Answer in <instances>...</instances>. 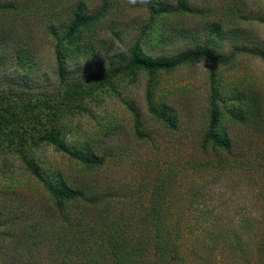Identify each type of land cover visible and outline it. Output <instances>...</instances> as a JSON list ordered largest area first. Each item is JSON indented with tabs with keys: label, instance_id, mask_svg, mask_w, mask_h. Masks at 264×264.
Instances as JSON below:
<instances>
[{
	"label": "rangeland",
	"instance_id": "obj_1",
	"mask_svg": "<svg viewBox=\"0 0 264 264\" xmlns=\"http://www.w3.org/2000/svg\"><path fill=\"white\" fill-rule=\"evenodd\" d=\"M79 1L90 12L100 9L103 2L108 5L97 24L84 30L82 43L89 54L76 58L80 64L86 62L88 69L95 70L110 54L126 50L135 42L151 56L171 57L200 45L220 56H231L216 67L215 86L227 98L220 111L233 145L227 154L217 155L211 149L198 154L201 164L208 159L217 161L218 166L207 172L189 174L182 167L207 124L211 64L202 58L151 77L157 97L175 111L177 129L163 127L148 114L144 89L149 75L142 71L113 79L111 85L120 94L106 84L83 98L86 111L71 107L75 112L64 119L70 129L66 142L78 147L90 141L98 144L102 153H111L112 160L100 171V178L107 186L126 184L129 188L120 190L119 197L109 205L110 216L137 224L152 204L149 188L155 181L153 173L160 169V176L168 177V169L174 168L179 172L167 190L166 200L169 197L170 202L161 205L162 212L170 211L166 224L180 229L179 237L172 233V245H177L178 254L174 258L170 251L164 264H264V58L260 55L264 53V0H185L183 8H178L177 0H151L152 9L147 0H37L33 6L39 5L45 18L63 19ZM153 8L162 11L154 12ZM28 19L34 20L33 16ZM24 25L15 24L17 33L31 30L40 56L38 70L32 72L31 68L28 75L42 76L46 72L51 76L55 37L35 22ZM235 94L251 104L246 109L250 117L242 125L229 117V107L242 103L238 97L230 99ZM254 100L260 103L259 108ZM133 113L152 132L149 143L132 136ZM106 130L110 132L104 135ZM32 153L46 176L60 171L81 174V164L45 143ZM145 166L153 167L152 173L142 172ZM141 182H149L148 188L140 187ZM43 194L42 185L17 153L0 152V209L14 213L0 224V264H89L81 251L66 250L56 240L65 238L68 223L64 213L49 220L40 218L47 207ZM28 211H32L31 218L26 215ZM31 222H40L43 231L51 230L48 245L42 241L27 245ZM136 236L127 234L129 246ZM144 257L140 264L161 258L155 250H146ZM114 260L117 258L111 264L117 263Z\"/></svg>",
	"mask_w": 264,
	"mask_h": 264
},
{
	"label": "trees",
	"instance_id": "obj_2",
	"mask_svg": "<svg viewBox=\"0 0 264 264\" xmlns=\"http://www.w3.org/2000/svg\"><path fill=\"white\" fill-rule=\"evenodd\" d=\"M34 4H38L37 0H34L33 4L30 0H0V152L13 151L21 157L26 169L40 182L44 191L43 197L47 207L40 218L49 220L59 213H64V219L68 223L64 228L65 238L56 240L65 245L66 250L81 251L89 264H111L115 258V264H140L145 258L146 250H155L162 258L158 257L155 263L148 264H164L163 260L170 255V251L176 258L178 249L177 245H172V239L175 233L179 237L180 229L166 224V220H170V211L167 209L162 212L161 202H170L171 198L166 200L167 190L179 171L169 168L168 177L160 176L163 173L160 169L153 173L155 181H151L149 188L152 204L138 219L137 224L131 225L128 221L115 219L110 216L112 210L109 205L119 197L120 190L129 188L126 184L107 186L104 179L100 178V171L110 159L112 160L113 155L102 153L99 145L90 141H85L78 147L68 144L66 135L70 129L64 119L67 114H73L75 111H86L81 102L84 97L92 96L96 89L109 84L113 91L120 94L116 87L111 85L113 79L142 71L149 75L144 89L148 114L160 121L163 127L169 130L177 129V115L170 105L157 97L156 84L151 77L158 72H169L202 58L211 64L207 124L202 136L197 139L194 152L187 155L182 167L189 174L210 171L212 167L218 166L217 161L208 159L201 164L199 155L210 149L217 155L221 152L227 154L233 145L232 138L225 130L227 124L222 123L220 111V106L227 98L215 86L216 67L227 63L231 56H220L202 45L171 57L151 56L143 50L139 42H135L126 50L110 54L95 70L88 69L86 62L80 64L76 57L82 53L89 54L86 45L82 43L85 39L84 30L96 25L104 16L108 11L107 3L103 2L100 9L90 12L86 4L79 1L67 10V17L63 19L56 16L45 18L43 10L39 5L33 6ZM184 4L185 0H177L178 8H183ZM147 5L152 9L151 0H147ZM153 11L159 12L162 9L153 8ZM31 16L34 20L28 19ZM32 22L55 37L51 76L46 72L42 76L28 75L31 68L32 72L38 70V45L34 42L31 30L19 34L15 24H25V27ZM218 29L219 27L215 26L214 31L218 32ZM260 55L264 58V53ZM72 61L76 63L69 65ZM6 62L12 68L7 66ZM235 98L242 103L229 107V117L231 121L242 125L246 123L247 117H250L246 115V109L251 107V104L239 99L237 94L230 99ZM254 105L260 107V103L255 100ZM71 107L76 110L70 111ZM128 107L132 110V107ZM257 110L259 112V109H256V112ZM133 114L135 124L131 131L132 136L136 140L149 143L153 140L152 132L142 125L138 114ZM109 132L106 130L104 135ZM41 143L52 146L57 152L81 164V174H65L60 171L57 174L48 173L46 176L32 153ZM222 157L220 155L219 162ZM150 169L153 167L145 166L142 172L152 173ZM147 183L149 182L142 183L140 187L148 188ZM106 201L107 203H104ZM28 213L31 218L32 211H28L26 215ZM13 215L14 213H5L0 209V224ZM38 223L40 222L29 224L32 226L29 227L31 230L25 239L27 245H37L41 241L48 245L50 242L51 230L43 231L42 224ZM33 230H36L34 234ZM127 234L130 237L137 235L134 241L130 242V246L126 241Z\"/></svg>",
	"mask_w": 264,
	"mask_h": 264
}]
</instances>
